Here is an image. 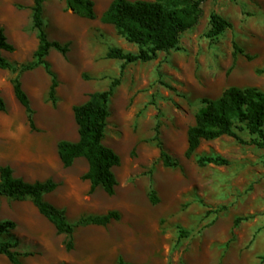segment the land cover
<instances>
[{"label": "rangeland", "instance_id": "rangeland-1", "mask_svg": "<svg viewBox=\"0 0 264 264\" xmlns=\"http://www.w3.org/2000/svg\"><path fill=\"white\" fill-rule=\"evenodd\" d=\"M96 18H86L47 0L44 28L49 39L69 45L52 49L46 59L56 73L57 102L50 99L52 77L43 65L20 73L34 109L36 129L14 93L19 74L0 68V166L10 165L27 181L52 178L58 187L45 198L66 210L72 221L83 215L120 213L107 226L78 227L59 234L33 201L0 197V221L14 220L13 233L24 264H264V148L244 128L233 136L203 140L186 157L188 129L205 105L230 86L264 91V0H207L198 24L182 34L178 48L148 62L126 65L107 57L111 47L137 52L114 25L101 19L113 0H93ZM134 1V0H132ZM34 0H0V26L14 44L4 55L18 70L34 59L39 46L33 25ZM218 12L232 23L216 38L206 36ZM237 44L239 49L235 48ZM121 77L110 102L104 143L121 157L114 167L115 193L90 191L83 178L89 164L78 158L65 167L61 140L79 139L73 107ZM157 130L165 149L180 165L160 158ZM219 155L228 165L201 166L199 156ZM238 217H249L234 226ZM186 233H182L183 231ZM72 240L73 246L67 247ZM0 264H13L0 255Z\"/></svg>", "mask_w": 264, "mask_h": 264}, {"label": "trees", "instance_id": "trees-1", "mask_svg": "<svg viewBox=\"0 0 264 264\" xmlns=\"http://www.w3.org/2000/svg\"><path fill=\"white\" fill-rule=\"evenodd\" d=\"M47 0H34L33 25L38 31L39 46L34 59L18 67L7 59L4 52H13L15 46L8 39L4 27L0 26V68L18 75L13 79L16 98L24 106L28 114V121L32 129H36L34 109L26 90L23 88L20 73L32 70L43 65L52 77L50 99L57 102V87L59 81L46 59L52 49L67 54L69 45L57 40L49 39L44 28L43 11ZM207 0H113L104 11L101 19L104 23L115 26L128 42L139 47L137 52L126 51L121 47H111L107 57L123 61L121 76L127 64L137 61L148 62L155 59L160 52H169L178 48L183 33L194 28L203 15V4ZM68 9L89 18L95 19V3L93 0H66ZM232 23L218 12L210 17V28L206 36L216 38L223 34ZM235 48L239 49L237 44ZM121 77L115 78L107 90L95 91L90 94L84 103L73 107L74 117L78 125L79 139L76 141L61 140L58 143V154L65 167H70L78 158L88 161V171L83 178L90 181V191L94 192L99 186L109 195L115 193L118 179L114 167L120 165V155L104 143L107 133L108 119L110 117V102L115 87L120 83ZM205 105L196 115L195 123L188 129V147L186 157H191L199 148L203 140L217 139L222 136H233L241 142L243 138L235 128H245L251 136V142L264 148V91L255 86H230L224 90L217 99H205ZM7 103L0 93V111H5ZM156 140L160 148V158L166 167L180 165L164 147L157 130ZM198 163L205 166L208 163L228 165L229 160L219 156H199ZM58 183L52 178L44 181L30 182L22 177L15 176L10 165L0 166V197L13 199H31L39 212L48 218L56 227L59 234L72 235L78 227L88 225L107 226L113 220L120 219L117 210H110L105 214L83 215L72 221L66 210L59 208L45 198L47 193L54 191ZM249 217H238L234 226ZM17 223L11 219L0 221V255H5L13 264H24L22 253L17 249L19 240L13 233ZM183 231V230H182ZM182 233H186L183 231ZM67 247L73 246L72 240ZM264 261V255L261 256ZM119 264H135L122 259Z\"/></svg>", "mask_w": 264, "mask_h": 264}, {"label": "crops", "instance_id": "crops-1", "mask_svg": "<svg viewBox=\"0 0 264 264\" xmlns=\"http://www.w3.org/2000/svg\"><path fill=\"white\" fill-rule=\"evenodd\" d=\"M90 182V181H89Z\"/></svg>", "mask_w": 264, "mask_h": 264}]
</instances>
